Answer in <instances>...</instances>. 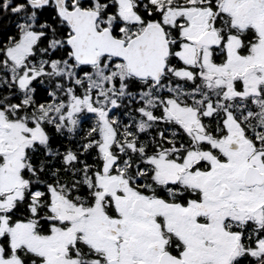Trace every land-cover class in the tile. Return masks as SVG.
Here are the masks:
<instances>
[{"label":"snow or ice","instance_id":"1","mask_svg":"<svg viewBox=\"0 0 264 264\" xmlns=\"http://www.w3.org/2000/svg\"><path fill=\"white\" fill-rule=\"evenodd\" d=\"M0 264H264V0H0Z\"/></svg>","mask_w":264,"mask_h":264}]
</instances>
